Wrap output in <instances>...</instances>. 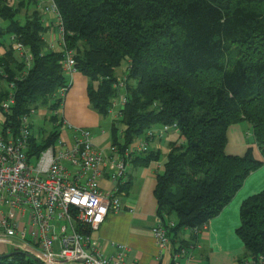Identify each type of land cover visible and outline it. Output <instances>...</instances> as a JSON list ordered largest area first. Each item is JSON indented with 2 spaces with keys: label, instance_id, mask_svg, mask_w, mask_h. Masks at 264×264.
Wrapping results in <instances>:
<instances>
[{
  "label": "trees",
  "instance_id": "trees-1",
  "mask_svg": "<svg viewBox=\"0 0 264 264\" xmlns=\"http://www.w3.org/2000/svg\"><path fill=\"white\" fill-rule=\"evenodd\" d=\"M55 2L75 72L87 78L89 104L101 116L110 114L118 98L117 70L127 65L126 102L111 122L112 144L123 152L149 129L177 124L183 141H174L167 155L149 149L137 156L145 162L162 160L154 189L157 216L165 226L175 222L167 227L168 235L193 231L191 240L177 245H195L196 235L262 164L251 148L243 156L225 149L229 126L247 123L264 153V0ZM37 3L0 0V46L5 48L0 82L14 84L15 99L8 113L0 108V124L17 134L20 118L30 109L48 111L41 123L32 119L29 163L58 140L64 119L57 112L65 99L58 90L71 87L62 53L44 50L48 29ZM11 36L33 54L24 76ZM8 94V88L0 90V103ZM235 232L244 259L264 257V189L243 200ZM0 264L39 261L12 249L0 254Z\"/></svg>",
  "mask_w": 264,
  "mask_h": 264
},
{
  "label": "built area",
  "instance_id": "built-area-1",
  "mask_svg": "<svg viewBox=\"0 0 264 264\" xmlns=\"http://www.w3.org/2000/svg\"><path fill=\"white\" fill-rule=\"evenodd\" d=\"M37 8L48 32L56 34L57 45L50 42L44 50L62 53L61 66L71 81L76 62L73 52L65 46V29L57 4L55 0H38ZM49 15L52 20L48 19ZM11 41L24 76L32 67L33 54L15 36H11ZM126 81L125 75L117 77L114 87L118 98L111 110L115 106L119 110L123 108ZM13 85L10 84L8 96L0 103L3 113H8L15 102ZM66 91V87L60 88L59 97H65ZM57 113L61 115V109ZM47 115L45 108L30 109L20 118L17 134L0 124V204L7 209V212L0 209V243L30 254L39 264H124V247H119L113 255H105L90 235L110 213L123 208L114 193L102 190L100 181L105 175L113 182L122 181L127 165L135 156L148 152L150 141L160 140L171 131L178 132L177 124L153 127L145 137L121 152L112 142L103 147L95 145L91 133L82 128L74 129L75 134L67 141L62 131L69 125L64 120L56 143L46 148L36 162L29 163L26 151L32 135V119ZM25 214L27 226H21ZM174 225L171 220L165 226L158 218L152 234L160 249L171 245L167 227ZM181 259H185L184 263ZM172 260V264L196 262L186 247L175 250ZM243 263L264 264V257L250 256Z\"/></svg>",
  "mask_w": 264,
  "mask_h": 264
},
{
  "label": "crops",
  "instance_id": "crops-1",
  "mask_svg": "<svg viewBox=\"0 0 264 264\" xmlns=\"http://www.w3.org/2000/svg\"><path fill=\"white\" fill-rule=\"evenodd\" d=\"M47 17L52 20L51 15ZM46 40L47 44L52 42L57 45L54 33L47 32ZM4 52L5 48L0 46V56ZM86 87L87 78L74 72L61 109V116L69 128L63 130L62 134L68 141L75 134L74 129L82 128L91 133L95 145L103 147L111 142L110 126L119 109L115 115L101 116L91 108ZM5 88L10 90L9 85L1 81L0 90ZM43 119L42 116L38 118L39 121ZM176 140L180 143L183 138L179 137V131H171L160 140L150 141L149 149L160 151L164 157ZM249 148L262 164L249 174L232 200L196 235L195 245L189 246L196 260L194 264H245L244 246L235 231L240 225V206L243 200L264 189V153L257 146L249 124L229 126L225 152L243 156ZM161 167L162 160L145 162L142 156H137L127 165L122 181L113 182L107 175L100 181L102 190L114 193L123 205L120 211L110 213L97 229L90 232L93 241L102 247L105 255H113L119 247H124V264H172L173 253L181 247L177 244L191 240L193 231L185 229L177 237L170 233L168 237L171 245L165 249H160L155 242L152 229L157 225L158 205L154 189ZM0 209L7 212L1 204ZM27 222L28 216L25 214L21 226H27ZM12 249V246L0 243V254L9 253ZM184 261L181 259V263Z\"/></svg>",
  "mask_w": 264,
  "mask_h": 264
},
{
  "label": "rangeland",
  "instance_id": "rangeland-1",
  "mask_svg": "<svg viewBox=\"0 0 264 264\" xmlns=\"http://www.w3.org/2000/svg\"><path fill=\"white\" fill-rule=\"evenodd\" d=\"M17 1V0H16ZM21 18H22V15L20 16ZM23 20V19H22ZM126 67H127V65L125 64V63H123L122 65H121V67H119L118 68V73H117V76L118 77H122V76H124V73H125V70H126ZM117 110H118V108H113V110H112V112H110V114H113V115H115V113L117 112ZM37 120V119H36ZM40 123H41V121H40ZM46 127L47 128H50V126L47 124L46 125Z\"/></svg>",
  "mask_w": 264,
  "mask_h": 264
},
{
  "label": "water",
  "instance_id": "water-1",
  "mask_svg": "<svg viewBox=\"0 0 264 264\" xmlns=\"http://www.w3.org/2000/svg\"><path fill=\"white\" fill-rule=\"evenodd\" d=\"M28 255H30V254H28Z\"/></svg>",
  "mask_w": 264,
  "mask_h": 264
}]
</instances>
